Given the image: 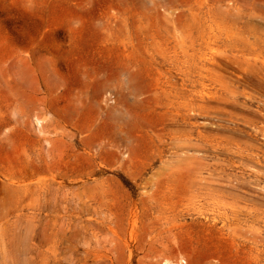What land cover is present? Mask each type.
Segmentation results:
<instances>
[{
    "label": "rangeland",
    "instance_id": "obj_1",
    "mask_svg": "<svg viewBox=\"0 0 264 264\" xmlns=\"http://www.w3.org/2000/svg\"><path fill=\"white\" fill-rule=\"evenodd\" d=\"M0 264H264V0H0Z\"/></svg>",
    "mask_w": 264,
    "mask_h": 264
}]
</instances>
